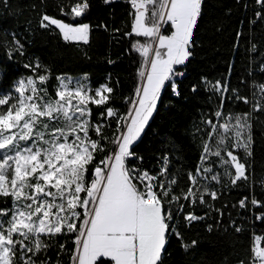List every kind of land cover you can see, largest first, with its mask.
Segmentation results:
<instances>
[{
    "label": "snow or ice",
    "instance_id": "6c2138e0",
    "mask_svg": "<svg viewBox=\"0 0 264 264\" xmlns=\"http://www.w3.org/2000/svg\"><path fill=\"white\" fill-rule=\"evenodd\" d=\"M0 2L7 4L8 0ZM129 2L134 11L127 35L147 42L133 45L143 66L138 73L139 86L125 100L130 105L127 112L121 114L110 106L114 89L109 83L93 89L84 82L87 77L78 81L57 77L59 88L52 97L47 89L50 70L38 61L24 65L33 75L17 81L11 91L0 92V200L11 201L10 207L0 208V264H61L59 259L53 262L39 257L46 256L56 237L73 234V248L67 250L70 264H163L169 237L182 239L173 224L172 209L165 204L176 203L180 205L177 211L182 212L181 199L191 204H205V196L218 199V191L208 183L220 184L221 176L208 165V157L219 159L232 185L249 179L247 166L236 150L252 155V116L225 117L223 95L228 88L220 81L205 83L209 90L221 94L214 115L222 122L205 121L210 127L209 139L215 137V143H204L199 166L187 174L190 186L186 190L179 195L173 191L177 181L169 179L167 158L156 175L129 163L143 160L133 145L144 134L166 85L179 95L175 77L183 72H178L177 66L185 65L192 56L203 0ZM258 3L264 6V0ZM58 6L72 20L89 9L88 0H76L68 5V12H64L65 5ZM53 26L66 42L89 43L91 26L87 23L74 25L42 13L40 27ZM12 48L23 55L24 45L19 40ZM255 87L261 99L252 104V111H264V84ZM192 90L196 91L195 87ZM237 99L250 103L245 96ZM89 105H109L100 114L103 122L91 119ZM109 118L115 120V128L111 136H105L104 129L112 127L106 122ZM105 141L113 147L106 150ZM101 152L106 154L98 158ZM248 202L264 207L247 197L240 206L247 207ZM184 219L190 225L204 217L188 213ZM257 219L264 221V214ZM235 231L242 229L237 226ZM262 242L264 235L254 237L247 264H264ZM195 245L196 241L182 243L185 251ZM64 251L65 245L60 244L57 256Z\"/></svg>",
    "mask_w": 264,
    "mask_h": 264
},
{
    "label": "trees",
    "instance_id": "16d2710c",
    "mask_svg": "<svg viewBox=\"0 0 264 264\" xmlns=\"http://www.w3.org/2000/svg\"><path fill=\"white\" fill-rule=\"evenodd\" d=\"M75 2H0V92L11 91L17 81L33 75L24 65L38 61L50 70L47 89L52 97L59 88L57 77H87L93 89L104 83L113 87L109 104L123 114L129 110L130 105L125 100L132 97L139 86L138 73L143 66V58L133 45L137 41H147L127 35L133 19L127 0H111V3L88 0L89 9L84 16L72 20L58 5H65L64 12H68V5ZM42 13L74 25L89 24V43L66 42L54 26L41 28ZM16 40L24 45L23 55L13 51ZM193 40L192 56L185 65L177 67L178 72H183L182 76L175 77L179 95L166 85L144 134L133 145L136 155L143 160L133 159L129 163L156 175L167 158L169 179L174 177L177 181L173 191L179 195L181 190H186L190 186L187 174L199 166L204 143H215V137L209 139L210 127L205 121L211 119L215 124L222 121H217L214 115L221 104V94L209 90L205 82L220 81L226 85L228 91L223 95L222 109L225 117L248 113L252 116V155L236 150L247 166L249 179L232 185L224 170L218 168V158L207 161L221 176L220 184L208 186L218 191V199L205 196V204L198 201L191 204L181 199L182 212L177 211L180 205L176 203L165 204L172 209L173 224L182 239L175 235L169 237L163 264H240L241 260L247 264L254 237L264 235V221L257 219L264 214V207L253 206L250 202L247 207L240 206L245 197L248 201L254 198L264 204V111H252V104L261 99L255 85L264 84V6L258 0H203ZM37 71L43 74L42 70ZM238 96L247 97L250 103L245 104L237 99ZM107 106L89 105L91 119L103 122L99 118ZM106 122L112 127H106L104 134L111 136L115 120L109 118ZM112 147L105 141L106 150ZM105 154L98 153V158ZM10 206V200L7 203L0 200V208ZM188 213L204 219L189 225L184 219ZM237 226L242 229L239 233L235 231ZM73 238L74 234L56 237V243L46 256L39 259L51 258L53 262L59 259L61 264H70L67 250L73 248ZM193 241L196 245L185 251L182 243L191 245ZM60 244L65 245V251L57 256Z\"/></svg>",
    "mask_w": 264,
    "mask_h": 264
},
{
    "label": "rangeland",
    "instance_id": "374dc122",
    "mask_svg": "<svg viewBox=\"0 0 264 264\" xmlns=\"http://www.w3.org/2000/svg\"><path fill=\"white\" fill-rule=\"evenodd\" d=\"M178 67V66H177ZM66 78H71L73 81H78V80H83L84 79V77H78V78H72V77H66ZM85 83H87V84H89L88 83V81L86 80V81H84ZM89 86H90V84H89ZM91 87V86H90ZM222 122V121H221ZM220 123V122H219ZM218 123V124H219ZM217 124V125H218ZM216 139V138H215ZM212 157H214V156H210V157H208V160L207 161H212L211 160V158ZM218 168H221L222 170H224V168L221 166V164L219 163V165H218ZM214 172H216V173H218L219 174V172H217V171H214ZM220 175V174H219ZM203 182V181H202ZM205 183V182H204ZM212 183H216V182H214V181H212V182H210V183H208V186H211L212 185ZM213 190V189H212Z\"/></svg>",
    "mask_w": 264,
    "mask_h": 264
},
{
    "label": "built area",
    "instance_id": "2783aa9c",
    "mask_svg": "<svg viewBox=\"0 0 264 264\" xmlns=\"http://www.w3.org/2000/svg\"><path fill=\"white\" fill-rule=\"evenodd\" d=\"M128 2H129V0H127ZM130 3V2H129ZM132 8V7H131ZM132 11H134L133 9H132ZM178 77H180L179 75H178ZM244 208V207H243Z\"/></svg>",
    "mask_w": 264,
    "mask_h": 264
}]
</instances>
